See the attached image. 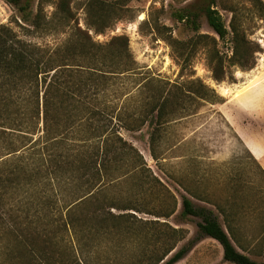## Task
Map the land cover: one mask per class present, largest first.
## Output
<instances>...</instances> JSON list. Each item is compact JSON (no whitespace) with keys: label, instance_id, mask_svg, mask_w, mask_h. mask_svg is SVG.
Returning <instances> with one entry per match:
<instances>
[{"label":"trees","instance_id":"trees-1","mask_svg":"<svg viewBox=\"0 0 264 264\" xmlns=\"http://www.w3.org/2000/svg\"><path fill=\"white\" fill-rule=\"evenodd\" d=\"M4 1L16 9L19 22L15 23L23 36H42L57 29L45 20L42 0L36 11L31 0ZM124 1H88L86 25L95 34L104 33ZM250 1L264 20V2ZM190 7L172 15L194 35L186 41L168 38L180 69L179 80H144L139 86L145 98L135 109L128 107V99L121 106L114 104L125 97L117 93L131 73L126 36L96 43L88 29L74 22L65 42L49 47L0 25V149L14 162L7 178L0 174V264H176L187 254L186 247L176 249L184 239L183 230L166 222L176 212L175 196L151 174L139 151L119 130L139 132L147 126L150 155L157 159L163 127L177 107L188 100L217 98L193 75L180 80L196 52L204 50L206 67L219 84L225 81L228 68L251 70L260 51L240 34L234 10H228L232 18L227 27L217 0H204L197 11ZM56 8L63 23L75 19L65 0H59ZM200 15L216 38L200 34ZM229 36L231 55L223 56L217 40L223 42ZM128 168L138 188L156 190L167 201L152 214L163 222L137 219L131 212L147 213L140 204L111 196ZM68 191L74 198L63 202L61 192L68 197ZM36 192L43 201L32 203L29 193ZM15 193L20 198L10 202L9 194ZM180 198V219H200L199 234L220 245L224 262L264 264L236 250L232 243L236 232L229 220L227 233L212 212L195 207L185 195ZM61 200L63 206L58 205ZM257 241L264 251V235Z\"/></svg>","mask_w":264,"mask_h":264},{"label":"rangeland","instance_id":"rangeland-1","mask_svg":"<svg viewBox=\"0 0 264 264\" xmlns=\"http://www.w3.org/2000/svg\"><path fill=\"white\" fill-rule=\"evenodd\" d=\"M65 1L75 19L63 23L56 8L59 0H42L40 8L45 20L57 28L42 36H23L15 23V20L19 22L16 9L4 0H0V25H9L20 38L49 47L65 42L74 22L80 28L88 29L96 43L104 44L114 36H126L131 73L122 80L123 87L117 93L119 96L126 94L125 97H119L114 104L121 106L128 99V107L135 109L145 98L146 93L139 86L146 82L144 80L170 83L179 80L180 69L173 60L168 38L186 41L194 34L176 22L172 14L188 6L197 11L204 0H106L109 4L125 3L117 9L111 27L102 34H95L86 25V5L90 0ZM37 5L38 0H31L34 11ZM217 10L227 27L232 18L228 10H234L240 34L258 46L260 51L254 55V67L246 72L228 68L225 81L216 84L206 67L204 50H198L180 80L185 81L193 75L213 89L217 98L211 102L188 100L177 107L172 120L163 127L162 140L156 147L157 159L150 155L147 126L139 132L120 129L119 133L139 151L151 174L176 198V212L166 222L184 232V239L176 249L188 248L187 254L176 264H228L222 259L220 245L199 234L200 219H180V194L187 196L195 207L212 212L225 232L226 220H229L236 232V241L231 237L236 250L264 263V251L257 241L264 235V167L258 158V151L264 150V20L256 15L250 0H217ZM199 23L200 34L216 38L201 15ZM230 38L223 42L217 40V49L223 56L231 55ZM13 164L12 157L0 149L3 178L9 176ZM130 171L129 168L125 170L123 182L111 190V196L140 204L138 206L147 213L131 212L137 219L163 222L152 214L167 201L156 190L138 188ZM43 184L40 182L39 185L43 188ZM29 195L32 203L43 201L39 192ZM47 197L53 200L50 192ZM63 197V202H71L74 198L70 191L68 197L67 192H61L60 199ZM18 198L17 193L9 194L10 202ZM61 204L62 200L58 205ZM32 208L31 213L35 211L34 204Z\"/></svg>","mask_w":264,"mask_h":264},{"label":"crops","instance_id":"crops-1","mask_svg":"<svg viewBox=\"0 0 264 264\" xmlns=\"http://www.w3.org/2000/svg\"><path fill=\"white\" fill-rule=\"evenodd\" d=\"M258 158L261 160V164L264 167V150H259L258 151Z\"/></svg>","mask_w":264,"mask_h":264},{"label":"snow or ice","instance_id":"snow-or-ice-1","mask_svg":"<svg viewBox=\"0 0 264 264\" xmlns=\"http://www.w3.org/2000/svg\"><path fill=\"white\" fill-rule=\"evenodd\" d=\"M141 19H143V17H141Z\"/></svg>","mask_w":264,"mask_h":264},{"label":"bare ground","instance_id":"bare-ground-1","mask_svg":"<svg viewBox=\"0 0 264 264\" xmlns=\"http://www.w3.org/2000/svg\"><path fill=\"white\" fill-rule=\"evenodd\" d=\"M225 92V91H224Z\"/></svg>","mask_w":264,"mask_h":264}]
</instances>
